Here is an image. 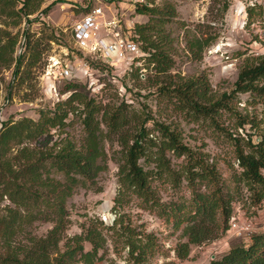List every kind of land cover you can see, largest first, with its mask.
Masks as SVG:
<instances>
[{"label": "rangeland", "instance_id": "rangeland-1", "mask_svg": "<svg viewBox=\"0 0 264 264\" xmlns=\"http://www.w3.org/2000/svg\"><path fill=\"white\" fill-rule=\"evenodd\" d=\"M224 2L228 4L225 13L222 12ZM74 3V0H32V4L39 7L33 15L20 19L17 14L19 4L13 3V0H0L1 45L7 42V34L16 39L14 58L18 57L23 51L25 29H28L34 43L32 54L28 53L23 59L21 74L16 78L13 77L15 62L8 67L0 66V128L4 123H16L22 119L37 121L41 111L51 112L57 103L68 98L69 92L65 90L68 84L77 83L107 109L121 105L131 115L140 117L136 123L143 121L150 138L159 139L158 124L174 130L180 135L182 144L197 156L202 155L208 164L216 168L233 197V211L229 229L224 235L200 246H192L189 258L178 260L174 249L179 242L185 241L181 229L173 230L171 223L159 218L155 211L144 208L130 194L123 198L120 206H114L119 189L121 147L115 141H104L107 168L96 181L101 191L77 188L67 200L68 223L59 243L60 252L65 249L67 239L92 225L98 227L105 239L98 252L100 260L95 264H134L129 261L121 237L126 230L136 236L151 234L155 237L158 248L144 264H210L230 247L247 244L251 235L264 233V200L260 205H254L247 188L233 182L234 173L240 170L235 159L234 141L227 136L231 133L245 137L240 143L245 147L248 136L257 143L259 135L264 134V106L255 102L249 94L231 96L243 62L249 57L264 54V0H147L149 9L174 13L173 17L166 15L168 22L158 28L159 33H152L153 39L160 40L161 33L169 38L164 42V49L173 65L166 75L157 73L154 64L148 62V56L141 50L142 44L135 28L146 25L150 18L138 14L137 8L140 7L134 9L118 0L92 3L91 6L103 8L104 24L98 32L102 37L116 35L133 39L138 45L139 54L132 62L114 61L109 64L98 56L75 50L69 29L78 19L80 11L74 9ZM47 6L51 8L44 15L41 11ZM112 21L116 25L106 29L105 24ZM186 29L217 37L200 59H194L186 47ZM55 63L70 70L72 76L66 79L57 76L55 79L50 69ZM192 80L203 83L204 104L207 107L227 95L223 100L226 108H217L214 118L182 109L183 106L170 91ZM167 87L168 90H165ZM242 117L250 124L236 129ZM69 120L66 127L51 129L31 143L12 144L7 158L18 161L24 146L49 152L55 142L66 137L79 145L84 137L81 121L77 115H70ZM166 158L175 180L166 175L158 176L152 187L163 204L187 203L190 190L184 178L185 159L171 153H167ZM139 163L146 170L154 169L156 164L145 159ZM51 177L63 180L61 174L53 173ZM13 208L0 190V216L7 215L8 209ZM116 221L118 224L112 228ZM52 227L51 222L39 220L26 227L25 233L45 237ZM84 248L90 250L88 244Z\"/></svg>", "mask_w": 264, "mask_h": 264}, {"label": "trees", "instance_id": "trees-1", "mask_svg": "<svg viewBox=\"0 0 264 264\" xmlns=\"http://www.w3.org/2000/svg\"><path fill=\"white\" fill-rule=\"evenodd\" d=\"M13 3L20 5L17 11L20 19L33 15L39 7L34 6L32 0H13ZM50 8L47 6L41 13L46 15ZM227 9L228 4L224 2L222 12L225 13ZM137 12L150 18L146 25L135 28V34L142 44L141 50L148 56V62L154 64L156 72L166 75L173 65L164 49V42L169 38L161 33L160 40L153 39L152 33H159L158 28L168 22L166 15L173 17L174 13L146 6L137 8ZM185 33L186 47L194 59H200L204 50L217 38L188 29ZM6 38V43H0V66L8 67L15 62L13 77L16 78L21 74L23 59L28 53L32 54L34 43L28 29H25L23 51L14 58L17 41L8 34ZM202 86L199 80L185 81L170 92L183 106L182 109L214 118L213 113L217 108H226L223 100L227 95L207 107ZM65 90L69 92L68 98L57 103L51 112L41 111L37 121L22 119L16 123H4L0 128V190L2 196H6L14 206L8 209L7 215L0 216V264H95L100 260L98 252L105 239L96 226L89 225L80 234L67 239L62 252L59 243L68 223L66 202L74 190L101 191L96 181L107 168L104 141H115L121 147L119 189L114 206H120L123 198L130 194L144 208L155 211L159 218L171 223L173 230L181 229L185 241L179 242L174 249L178 260H187L192 246L217 240L228 231L233 197L216 168L208 164L202 155L197 156L182 144L180 135L168 126L158 124L159 139L150 138L143 121L136 123L140 117L131 115L121 105L107 109L86 94L77 83L68 84ZM231 94H249L255 102L264 106V54L249 57L243 62ZM70 115L79 116L81 121L84 137L79 145L66 137L55 142L49 152L24 146L19 152L18 161L7 158L12 144L20 146L31 143L51 129H62L70 121ZM238 121L236 129L250 124L244 117ZM227 136L234 141L235 159L240 170L234 173L233 182L246 187L254 205H260L264 200V134L259 135L257 143L248 136L245 147L240 144L245 137L231 133H227ZM167 153L185 159L184 178L190 190L187 203L163 204L152 187V182L158 176L166 175L175 180ZM141 159L155 162L154 169H144L139 163ZM53 173L61 174L63 180L52 178ZM39 220L53 224L45 237L25 233L26 227ZM116 224L117 221L112 228ZM121 237L129 261L134 264H144L158 248L151 234L136 236L126 230ZM85 244L90 246V250H85ZM210 264H264V233L251 235L247 244L230 247Z\"/></svg>", "mask_w": 264, "mask_h": 264}, {"label": "built area", "instance_id": "built-area-1", "mask_svg": "<svg viewBox=\"0 0 264 264\" xmlns=\"http://www.w3.org/2000/svg\"><path fill=\"white\" fill-rule=\"evenodd\" d=\"M74 9L80 11L78 19L71 25L69 36L75 50L81 53L91 54L106 60L105 62L113 64L114 61L132 62L139 54L138 45L132 39H123L112 35V37H102L98 32L102 27L104 12L103 8L92 3L100 0H74ZM105 2L116 0H103ZM129 5V7L148 6L147 0H118ZM116 22L112 21L105 24V28L115 26ZM53 77L70 78L72 73L68 69H63L59 64L50 66ZM56 69H59L57 72Z\"/></svg>", "mask_w": 264, "mask_h": 264}]
</instances>
